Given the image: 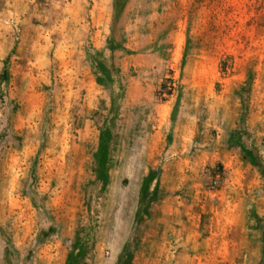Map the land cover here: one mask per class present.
<instances>
[{"label": "rangeland", "instance_id": "1", "mask_svg": "<svg viewBox=\"0 0 264 264\" xmlns=\"http://www.w3.org/2000/svg\"><path fill=\"white\" fill-rule=\"evenodd\" d=\"M0 264H264V0H0Z\"/></svg>", "mask_w": 264, "mask_h": 264}]
</instances>
